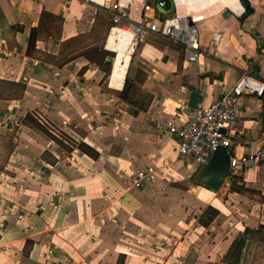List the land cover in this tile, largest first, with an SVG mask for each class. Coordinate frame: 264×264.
Listing matches in <instances>:
<instances>
[{
	"label": "crops",
	"instance_id": "obj_1",
	"mask_svg": "<svg viewBox=\"0 0 264 264\" xmlns=\"http://www.w3.org/2000/svg\"><path fill=\"white\" fill-rule=\"evenodd\" d=\"M100 1L0 0V264H241L264 241V95L240 99L228 152L263 154L238 175L241 192L231 183L222 196L193 183L198 195L167 189L169 175L180 180L173 162L197 168L177 159L175 139L157 121L181 122L192 90L205 106L243 72L264 80V0H248L242 20L240 0H184L177 12L203 17L198 62L184 61L180 45L156 33L131 52L127 33L109 32L106 5L115 0ZM118 1L131 19L158 21L166 12L156 0ZM95 49L110 63L89 58ZM64 55L75 56L58 65ZM130 74L128 84L149 99L121 95ZM145 167L154 180L134 187L133 172ZM189 197L196 209L180 205ZM245 228L253 232L228 262Z\"/></svg>",
	"mask_w": 264,
	"mask_h": 264
},
{
	"label": "built area",
	"instance_id": "obj_2",
	"mask_svg": "<svg viewBox=\"0 0 264 264\" xmlns=\"http://www.w3.org/2000/svg\"><path fill=\"white\" fill-rule=\"evenodd\" d=\"M94 1V0H84ZM183 2V1H182ZM156 7L166 12L158 21L150 20L145 14L138 19H131L127 4L118 0L106 5L111 25L109 32L117 28L129 35L128 47L131 52L139 41L149 33H156L180 45L184 61L198 62L201 55L198 23L203 19L200 14L177 12L178 0H156ZM103 5V0L100 1ZM143 6V10L148 9ZM108 32V33H109ZM264 95V80L250 72L241 73L236 80L212 103L189 109L179 108L183 116L181 122L171 119L157 121V126L176 141V156L181 163L195 164L196 168L207 163L212 153L219 147H225L228 154L227 174L231 177L240 175L245 169L253 167L262 158L261 150L240 156H231L228 152L233 139L238 134V120L241 116V97ZM134 187H142L154 180L153 168L136 169L131 176ZM51 262V261H50Z\"/></svg>",
	"mask_w": 264,
	"mask_h": 264
},
{
	"label": "rangeland",
	"instance_id": "obj_3",
	"mask_svg": "<svg viewBox=\"0 0 264 264\" xmlns=\"http://www.w3.org/2000/svg\"><path fill=\"white\" fill-rule=\"evenodd\" d=\"M131 79V74L128 76L127 81H126V87H125V91L123 92L124 95H127L129 98L128 99H149L148 94L141 92V88L139 87V85H137L136 83H130L128 84L129 81ZM137 80L141 79V76L137 75L136 76ZM114 94H118L116 91H113ZM144 101V100H143ZM140 103V102H137ZM68 140V139H67ZM170 160L172 158H169ZM173 166L171 167V170L173 171L174 174H176L180 180L178 182H176L174 180V178H172L169 175V180H168V184H167V189H172L171 191L173 193H178L179 189L178 188H182L185 190H189L194 192L195 195H198L199 190L202 188L201 186H197L196 189L192 188V182H191V175L192 173H194V170H191V168H188L184 165H180L178 161H175L172 163ZM176 168H180V170L176 169ZM164 177V176H162ZM181 177H183L181 179ZM166 179V178H164ZM228 184L223 183V185L221 186V188H219L216 192H214V194L216 196H222L223 193L225 192V189L227 187ZM169 191V190H168ZM182 193V192H180ZM194 198L189 197L188 200L186 202H181L180 205L184 206L185 209H196V204H194ZM236 202H232V204H235ZM231 207V206H229ZM228 207V208H229ZM230 209V208H229ZM230 211H234V210H230ZM264 220V219H263ZM262 236L264 237V232H262ZM250 238V237H249ZM258 238L257 237H254ZM264 240V239H263ZM256 241V240H255ZM261 243H257L256 245H251L247 250H246V259L242 260L241 264H264V241H260Z\"/></svg>",
	"mask_w": 264,
	"mask_h": 264
},
{
	"label": "trees",
	"instance_id": "obj_4",
	"mask_svg": "<svg viewBox=\"0 0 264 264\" xmlns=\"http://www.w3.org/2000/svg\"><path fill=\"white\" fill-rule=\"evenodd\" d=\"M240 2L243 4L244 6V11L242 12V14L240 15V20H242L244 17H246L251 11H252V7L249 3L248 0H240ZM44 14V12H43ZM41 13V16L43 15ZM106 22H108V26L111 25V21H110V16H106ZM42 27V23L39 19V22L37 24V26L35 27H31L29 30V34L27 36V48L26 51L29 52L30 49H32L34 47V42L37 39L38 36H40V29ZM97 53H99V51L97 49L94 50V52L90 55L89 58H92L95 61H99V63H103L106 64L107 62L110 63V61H101V54L98 55ZM109 55H112V52H108ZM73 56L75 55H64L63 57H61L59 60L56 61V63L58 65H62L63 63L67 62L69 59H71ZM89 56V55H88ZM15 84L19 87L20 90H23V84L19 83V82H15ZM125 87H123L122 91H121V95H124L123 92L125 91ZM77 147L82 150L83 152L89 154L90 156L96 157L97 153L95 151H93V149H91L88 145H86L83 142H79L77 144ZM238 178V176L236 177H232L231 179V190L234 191H238L241 192L243 191V187L239 184H237L236 179ZM253 232V229L250 228H245L241 233L237 234L235 236V238L233 239V241L231 242V245L227 251V260L228 262H233V260L235 258H237L239 251L242 247V245L244 244V242L248 239V235L250 233Z\"/></svg>",
	"mask_w": 264,
	"mask_h": 264
},
{
	"label": "water",
	"instance_id": "obj_5",
	"mask_svg": "<svg viewBox=\"0 0 264 264\" xmlns=\"http://www.w3.org/2000/svg\"><path fill=\"white\" fill-rule=\"evenodd\" d=\"M201 97L198 91L189 92L186 105L190 109L197 106ZM228 154L225 147L217 148L206 164L198 167L191 176L193 185H201L211 191H217L223 183L230 184L231 176L227 174Z\"/></svg>",
	"mask_w": 264,
	"mask_h": 264
},
{
	"label": "bare ground",
	"instance_id": "obj_6",
	"mask_svg": "<svg viewBox=\"0 0 264 264\" xmlns=\"http://www.w3.org/2000/svg\"><path fill=\"white\" fill-rule=\"evenodd\" d=\"M179 1V6H183L184 5V2H182V1H184V0H178ZM124 35H123V38H127V36L125 35V33H123Z\"/></svg>",
	"mask_w": 264,
	"mask_h": 264
},
{
	"label": "flooded vegetation",
	"instance_id": "obj_7",
	"mask_svg": "<svg viewBox=\"0 0 264 264\" xmlns=\"http://www.w3.org/2000/svg\"><path fill=\"white\" fill-rule=\"evenodd\" d=\"M192 175H193V173H192ZM192 175H191V176H192Z\"/></svg>",
	"mask_w": 264,
	"mask_h": 264
}]
</instances>
